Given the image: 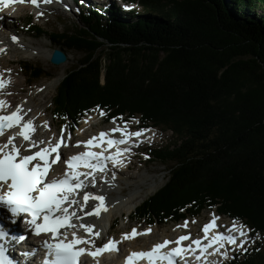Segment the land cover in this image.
Returning <instances> with one entry per match:
<instances>
[{"label": "trees", "instance_id": "16d2710c", "mask_svg": "<svg viewBox=\"0 0 264 264\" xmlns=\"http://www.w3.org/2000/svg\"><path fill=\"white\" fill-rule=\"evenodd\" d=\"M131 1L147 15L83 8L82 27L50 35L28 18V31L82 54L57 87L53 118L76 126L98 108L108 122L137 118L172 133L153 153L172 164L168 180L136 220L215 210L264 236V0ZM20 66L29 82L45 75ZM228 264H264V248Z\"/></svg>", "mask_w": 264, "mask_h": 264}, {"label": "snow or ice", "instance_id": "6c2138e0", "mask_svg": "<svg viewBox=\"0 0 264 264\" xmlns=\"http://www.w3.org/2000/svg\"><path fill=\"white\" fill-rule=\"evenodd\" d=\"M13 2H23V0H0V5L8 6ZM27 2H30L34 6H39V3L47 4L51 3L52 0H39V3L38 0H27ZM11 39L13 42H16L17 37L13 35ZM3 51L4 49L0 48V52ZM5 86V81L0 79V89ZM6 106L5 101L0 100V109ZM21 111V108L17 106L10 114H0V136L4 135L6 129L19 126V136L26 142L23 145L14 143L13 136L9 134L6 137V141L0 143V204L6 206L13 217H18L21 214H26L27 217H30V219L26 220V224L34 235L51 234L52 239H45L41 244V247L45 250L42 264H77L78 259L85 253L88 256L95 257L105 250H116L117 242L111 239L102 247H96L94 251H89L85 247H76V245L91 244L92 242L77 237L75 232H73V239L70 242H66L65 239L58 238L61 236L58 230L61 228L75 229L76 225L70 223V221L73 218L76 220L81 219L76 212L69 210L72 205L79 203L75 199V190L85 187L84 180L80 179V177L83 175L87 178L88 176H92L95 171L103 170L105 161L109 159L113 163H118L119 160L117 158L121 155V150L118 149L115 156H102L100 153L92 151L74 154L61 161V163L67 164L70 171H66L57 177L51 174L55 173V168H52L50 173V167L56 164L59 155L52 159L51 162H49L48 157L51 153H56L57 149L61 148V143L57 142L53 145L51 142H48L47 146H44V141L32 137L31 133L35 130L33 121L30 119L22 120ZM126 127L125 125V129ZM117 130L113 129V131ZM120 131L124 134V139H107L104 142L109 147L123 144L126 143L128 136L139 137L147 129L131 133H127L123 129ZM105 135L103 132L100 133L101 138L105 137ZM96 140L97 137H92L84 142L85 146L94 145V141ZM79 143L81 142H77L78 145ZM63 146L67 147V144ZM37 148L38 150L35 151L28 150ZM123 151H127V149ZM80 167L89 168L92 171L88 173L76 171ZM90 197L93 201H98L99 203L95 204L92 211L87 212L86 215L94 214L99 216L101 210H106L103 204L104 197L92 196L88 192L83 193V200L85 202ZM215 219L213 217V223L203 226L204 238L209 240L208 244L201 246L200 239L191 241L192 244L199 247L202 255L205 254L206 249L209 247H214V251H219V249L224 247L225 242L229 244L237 242L234 236L220 233H214L210 239L208 238L207 233L210 228L215 226ZM79 227L84 229L86 233L95 236L99 235V233H93L92 225L81 223ZM147 231H150V229H147ZM140 234L146 233H137L136 229L133 228L131 234H124V238L130 239ZM64 235L66 236V231ZM239 235L243 237L244 232L241 231ZM6 236L7 233L3 229H0V239H4ZM188 239L189 237L186 235L180 236L175 241L177 247L172 248L166 253H163L161 250L171 243L168 240L155 244L149 251L131 253L126 260V264H133V257L146 258L149 264H175L176 258L181 257L185 251V249L179 247L181 241ZM241 247H243L242 243ZM189 250L191 249L189 248ZM22 255L27 256L28 253H22ZM197 259H200V257L198 256ZM0 264H12L6 257L3 246H0ZM80 264H86V261L81 260Z\"/></svg>", "mask_w": 264, "mask_h": 264}, {"label": "rangeland", "instance_id": "374dc122", "mask_svg": "<svg viewBox=\"0 0 264 264\" xmlns=\"http://www.w3.org/2000/svg\"><path fill=\"white\" fill-rule=\"evenodd\" d=\"M124 1H128V3L125 4L122 0H115L116 5L119 6L121 10H124V8L132 9L131 12H134L139 16L147 15L148 11H146L140 3L132 2L131 0ZM23 4L24 5H16L7 19H5L4 24L1 27L0 38L9 39L12 34L17 37V42L19 43L27 45L37 43H42L41 45L50 44L54 50L58 47L52 44L48 37H38L35 32L27 30L25 23L28 21L29 17L32 19L33 23L38 24L47 31L49 35L61 33L66 29L76 31L83 26V23L79 20V15L77 14L75 7L67 9L63 4H57L56 2L53 4L51 2L47 4L39 3L40 7L37 8L33 5V8L36 9H32L26 6L29 5V3L25 2ZM43 8H47L46 14L41 16L38 15ZM127 16L128 18L130 17L129 15ZM54 38L56 37L54 36ZM30 47L33 48L31 45ZM64 52L67 55V61L61 65L52 64L49 58L38 56L34 54L31 49L20 50L18 47L8 46L4 52L0 54V70L3 71V74L1 71L0 73L3 76H7L9 84L12 83L11 89H9L6 96L11 99L14 105H18L20 102L27 100L30 101L31 104L33 103L29 107L27 113L28 116L35 121V135H37V139L44 142L48 138H50V140L56 139L57 135L65 134L69 137V132L65 127V124L58 119L53 118V99L60 82L65 77L66 73L78 63V60L82 59V54L67 49H65ZM29 54H31V56ZM24 62L42 67L45 75L35 82H29L20 66V64ZM52 80H59L58 83H56V87L46 89V85L52 82ZM36 91H38V93ZM116 121L118 120L115 119L106 123L103 120L101 113L95 110L88 116L84 117L80 121L79 127L73 134H71V137L75 139L74 144L77 145V142H79V139L82 137L88 138L92 135H98L101 132L115 128L118 126ZM129 124L136 126L139 124V120H131ZM153 139L151 140L154 144L152 143L153 145H148V149H164L166 146L172 145L175 141V137L170 131H164L159 127H156ZM144 159L145 155L142 154L139 156V160L135 159L130 162L132 167L129 170L123 171V173L117 175L118 178L116 184H114L112 187L113 189L111 188L112 191L109 193L110 199L118 196L129 197L130 194L135 193V195L138 194L136 197H139L137 201L138 207L143 201L165 185L168 180V169L172 164L162 163L161 160L155 158V155L152 161H145ZM125 163L127 164V162ZM105 184L107 183H101L98 190L91 192L94 193V195H99V192H102V186ZM119 187H121V192L118 189ZM90 201H92L91 198ZM136 208L134 210H136ZM132 212L130 214H121L122 212L118 211L117 208H115L113 212V217L115 216V219H118V225L113 228L112 236L121 241L126 249L128 247L133 249L144 248L153 242L166 238H173L180 232L189 231L193 233V235L196 233L197 235H201L198 233L201 230V225L206 223L211 216H217L221 221H226V217L219 216L215 211L206 210L199 218H189L187 221L170 222L161 226L153 224L151 225L153 232L150 236H146L137 241H129L124 238V234H131L133 228L138 231L144 230L147 226L142 222L138 223L132 217ZM185 222H187L186 226ZM247 238L250 239L247 246L241 247V242L237 245L238 248H241L240 252H245V248L248 246L249 248H264L263 235L251 234L250 237L246 236V239ZM242 244L244 245V242ZM233 251V249H230L228 252H223V258H226V261L232 259L234 256V253L232 254Z\"/></svg>", "mask_w": 264, "mask_h": 264}, {"label": "bare ground", "instance_id": "6f19581e", "mask_svg": "<svg viewBox=\"0 0 264 264\" xmlns=\"http://www.w3.org/2000/svg\"><path fill=\"white\" fill-rule=\"evenodd\" d=\"M39 1V0H38ZM65 2V4H67L68 6H72L70 0H63ZM52 3L54 4L55 1H52ZM63 4V5H65ZM46 43V42H45ZM0 44L3 45V49L5 50L6 47L8 46H12V47H18L20 50H32V52L38 56H44L46 58H50V55L53 51L52 46L50 44H30L33 48L30 47V45L24 44V43H19L17 42H13V41H7V43H3V41H0ZM1 53V52H0ZM31 56V54H29ZM0 75L2 76V74L0 73ZM5 81H6V76H5ZM59 81V80H58ZM58 81L56 80H52V82L48 83V85H46V89L48 88H53L56 87V83H58ZM6 83H8L6 81ZM46 84V83H45ZM44 85V84H43ZM38 87V86H37ZM41 87V86H40ZM6 87L2 88V97H4L5 95V89ZM36 89V88H35ZM38 93V91H36ZM30 100V99H29ZM34 102V101H33ZM33 104V103H32ZM30 101H22L20 102L17 106H19L22 110V112L25 115V120H32L29 116H28V110L29 107L32 105ZM33 125H34V129H36L35 127V121H33ZM12 132V131H11ZM36 134L35 130L34 132L31 133V136L33 137ZM50 140V138H48L45 142H48ZM5 142V141H4ZM148 145H151L153 142L152 140L148 141ZM53 143V142H51ZM55 145V143L53 144ZM146 146V148H148L149 146ZM57 170H60L61 167H56ZM110 172L112 171V175L109 174L110 177V181L107 182V184H105L104 186H102V192L99 193V195H94L92 194V196H103L104 197V209L106 210H102L99 216H91V215H85L82 217V221L81 223L85 224V225H92L93 227V233H99L100 235L103 236V234L105 233L104 231H106V229H109V226H111L114 223V218L113 217V212L114 209L117 208L118 211H121L123 213H127L130 214L136 207H137V201L139 197H136L138 194L135 195V193L130 194L129 197H125V196H118L116 198H111L110 199V195L109 193L112 191V187L114 186V184H116V179L118 178L117 175L123 173L122 170H113L111 168L108 169ZM114 177V179H113ZM111 183V185H110ZM112 188V189H111ZM121 192V187L118 188ZM91 198V197H90ZM90 198L87 202H84L83 204L79 205V208H83V213L86 214L87 211H92L91 205L92 203H90ZM98 202V201H97ZM99 203V202H98ZM86 207V208H85ZM217 233V232H215ZM137 238V237H135ZM134 238V239H135ZM17 239H15L16 241ZM169 240V239H168ZM118 248H119V256L121 257H125L126 255H128L129 253H131L132 251H134L133 249H130V247H128L127 249L124 247L123 243L116 241ZM146 248V247H144ZM33 250H30L28 255L30 256L29 258H22L19 257L18 255L15 254V256H17L16 258H13V260L18 261L19 264H32L33 259H32V255H33ZM9 255H12V251L9 250L8 251ZM99 264H102L104 261L103 260H97ZM17 263V262H16Z\"/></svg>", "mask_w": 264, "mask_h": 264}, {"label": "water", "instance_id": "95a60500", "mask_svg": "<svg viewBox=\"0 0 264 264\" xmlns=\"http://www.w3.org/2000/svg\"><path fill=\"white\" fill-rule=\"evenodd\" d=\"M49 59L52 64L61 65L67 61V55L61 49L55 48Z\"/></svg>", "mask_w": 264, "mask_h": 264}]
</instances>
